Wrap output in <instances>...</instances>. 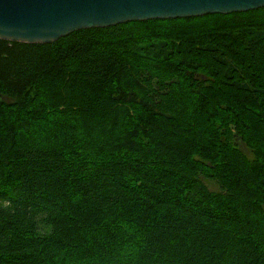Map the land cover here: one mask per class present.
I'll list each match as a JSON object with an SVG mask.
<instances>
[{"label": "trees", "instance_id": "trees-1", "mask_svg": "<svg viewBox=\"0 0 264 264\" xmlns=\"http://www.w3.org/2000/svg\"><path fill=\"white\" fill-rule=\"evenodd\" d=\"M0 264H264V7L0 39Z\"/></svg>", "mask_w": 264, "mask_h": 264}, {"label": "water", "instance_id": "water-1", "mask_svg": "<svg viewBox=\"0 0 264 264\" xmlns=\"http://www.w3.org/2000/svg\"><path fill=\"white\" fill-rule=\"evenodd\" d=\"M260 7L264 0H0V39L49 43L81 29Z\"/></svg>", "mask_w": 264, "mask_h": 264}, {"label": "rangeland", "instance_id": "rangeland-1", "mask_svg": "<svg viewBox=\"0 0 264 264\" xmlns=\"http://www.w3.org/2000/svg\"><path fill=\"white\" fill-rule=\"evenodd\" d=\"M250 16H254V14H251ZM231 18H235V17H231ZM216 23H218V24L214 25V27H213L214 31H217V33L214 34V36H216V37H223V35H224V34L218 33V32H228V31L233 30V28L228 30V28L223 25L224 24V20L219 18V17H209V18H206V19H201L199 21H196L195 23H191V25H195L198 28V27H202V26H205V25H208V24H216ZM143 27H145V26H143V25H139L138 26V28H140V29L143 28ZM240 32H241V30L239 31L238 34H236L235 37H239L240 36ZM208 186L210 188H212V189L217 188L215 185H213V183L212 184L209 183Z\"/></svg>", "mask_w": 264, "mask_h": 264}]
</instances>
